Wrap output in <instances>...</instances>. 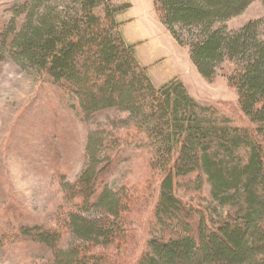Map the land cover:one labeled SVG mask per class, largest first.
I'll return each instance as SVG.
<instances>
[{
	"label": "trees",
	"instance_id": "trees-1",
	"mask_svg": "<svg viewBox=\"0 0 264 264\" xmlns=\"http://www.w3.org/2000/svg\"><path fill=\"white\" fill-rule=\"evenodd\" d=\"M257 1L264 7V0H153L161 23L188 48L204 79L228 64L224 77L250 123L242 128L198 105L179 80L153 84L123 36L119 18L129 4L25 0L8 9L0 64L9 54L22 68L47 75L77 100L85 123L109 111L135 119L152 140L149 169L159 181L157 190L110 187L120 136L90 131L84 168L63 186L66 203H75L62 226L25 227L21 236L45 247L53 264H131L125 259L130 222L157 193L155 234L136 264H264V19L236 31L227 27ZM207 186L209 198L197 205L181 196ZM63 229L72 237L64 246Z\"/></svg>",
	"mask_w": 264,
	"mask_h": 264
},
{
	"label": "rangeland",
	"instance_id": "rangeland-1",
	"mask_svg": "<svg viewBox=\"0 0 264 264\" xmlns=\"http://www.w3.org/2000/svg\"><path fill=\"white\" fill-rule=\"evenodd\" d=\"M25 0H0V31L9 19L7 10ZM131 7L120 16L125 40L135 46L137 58L148 68L151 81L160 87L179 80L201 107L216 108L236 127L249 121L238 108V95L224 77L223 65L212 80L204 79L193 65L187 47H181L161 23L153 0H111ZM264 19V7L254 2L242 15L227 23L230 31L249 21ZM22 21L18 20L20 24ZM264 31V29H263ZM184 40L191 38L183 34ZM76 99L47 75L31 66L22 68L10 56L0 64V264H53L43 246L21 236V228L52 229L62 226L66 203L63 186L74 183L86 163L90 131L106 130L120 139L111 155L117 157L106 184L114 189L137 184L158 189L149 160L153 158L151 138L136 128L135 119L115 111L104 112L85 123ZM252 127L255 125L252 124ZM111 146V148H113ZM207 186L200 193L181 192L194 205L209 198ZM151 203L131 220V250L126 262L136 261L147 251L155 234ZM64 228V227H63ZM63 246L70 233L63 229Z\"/></svg>",
	"mask_w": 264,
	"mask_h": 264
},
{
	"label": "crops",
	"instance_id": "crops-1",
	"mask_svg": "<svg viewBox=\"0 0 264 264\" xmlns=\"http://www.w3.org/2000/svg\"><path fill=\"white\" fill-rule=\"evenodd\" d=\"M137 55V54H136Z\"/></svg>",
	"mask_w": 264,
	"mask_h": 264
}]
</instances>
